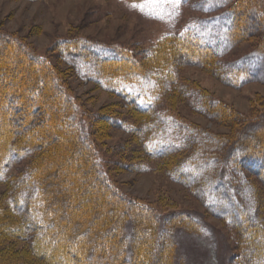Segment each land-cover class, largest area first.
Returning <instances> with one entry per match:
<instances>
[{
	"label": "rangeland",
	"instance_id": "obj_1",
	"mask_svg": "<svg viewBox=\"0 0 264 264\" xmlns=\"http://www.w3.org/2000/svg\"><path fill=\"white\" fill-rule=\"evenodd\" d=\"M198 1L0 0V41L7 45L14 42L43 60L44 68L51 72L73 108L70 122L78 129L84 128L104 175L113 185L114 188L109 187L110 192L115 195L117 189L134 202L129 214L133 211L147 214L149 209L167 229L172 224L169 217H174V225L183 215L198 219L200 232L176 231L180 264H229L234 256L236 262L243 256L240 235L226 219L213 216L197 191L198 186L185 184L178 178L177 170L182 167L192 170L186 163L192 159L210 162L200 180L225 173L230 175L229 182L237 187L232 196L238 194L240 201L252 206V213L264 219V185L249 170H240V166L231 163L227 166L222 157L230 144L220 142L223 138H234L246 124L264 117V65L258 64V71L263 74L260 78L261 74L257 75L259 79L241 83L236 77V81L230 83L227 77L232 70L230 63L256 50L264 51V40L261 35H255V30L247 32L238 28L233 45L211 62H190L200 57L201 52L192 54L185 50L180 57L172 48L177 41L174 34L190 27L211 32L204 18L216 13L208 7H198ZM232 2L237 6L238 0ZM253 2L249 4L251 9ZM250 8L244 10L243 15H250ZM258 15L264 18V13L258 12ZM243 19L239 17L237 22L242 23ZM221 29L222 26L217 29L219 46L225 43ZM205 44L209 42H203ZM93 51L115 60L125 61L127 54L132 56L151 81L133 76L136 70L128 69L131 65L105 64ZM25 57L39 68L36 58L28 54ZM254 60L257 65V59ZM164 62L169 64L168 68L161 69ZM2 64L5 65L0 62V66ZM14 67V78L19 79L21 67ZM154 89L159 99L148 112L138 110L121 95L125 90L147 91L152 98ZM9 90L20 91L15 85ZM210 103L216 104L214 110L220 109L225 115L237 112L242 119L230 122L225 119L227 115L217 117ZM164 119L181 123L180 132H170L164 140H173L182 147L177 152L155 156L146 141L162 136L157 135L155 129L143 127L151 122L161 124ZM4 121L0 125V136L12 127V120ZM187 135L189 139L184 138ZM82 144L83 149L88 148L86 142ZM33 156L14 163L7 177L0 181V264H43L29 251L33 242L29 236L33 234L24 236L9 226L17 218V214L12 213H17L12 196L23 187L20 179L31 172ZM18 196L16 194L15 198ZM257 217L253 215L254 221Z\"/></svg>",
	"mask_w": 264,
	"mask_h": 264
},
{
	"label": "trees",
	"instance_id": "obj_2",
	"mask_svg": "<svg viewBox=\"0 0 264 264\" xmlns=\"http://www.w3.org/2000/svg\"><path fill=\"white\" fill-rule=\"evenodd\" d=\"M231 2L199 0L198 7H208L209 11L216 13L204 18L211 32L205 33L201 27H190L174 34L177 35L172 47L175 53L182 57L185 50L192 54L201 52L200 57L190 62H211L233 45L238 28L247 32L255 30V35H261L259 37L264 40V18L258 15V12L264 13V0H238L237 6ZM251 2L254 5L252 9L249 7ZM249 8L252 11L250 15H243L244 10ZM219 9L224 10L218 13ZM239 17H244L242 23L237 22ZM252 19L254 22H251ZM220 26L225 42L222 46L217 44L220 35L217 29ZM205 41L209 44L203 45ZM9 43L7 45L0 41V62L5 64L0 66V125L4 120H12V127L0 136V181L7 177L14 163L34 155L31 172L20 179L23 187L18 188L12 196L17 211L12 213L17 214V218L9 226L21 235L33 234L29 236L33 239L29 251L43 264H180L181 252L176 231L186 229L200 232L198 219L183 215L177 218L179 220L176 223H179L174 225V217H169L168 221L171 220L172 224L167 229L159 224L158 216L149 209L147 214H142V211L129 214L134 202L121 195L116 188L115 195L110 192L109 187L113 185L104 175L84 128L78 129L70 122L73 108L51 72L44 68L43 60L16 43ZM26 54L38 60L39 68L26 61ZM94 54L105 64L131 65L128 69L136 70L133 76L148 80L141 70V64L128 54H124L128 58L125 61ZM254 59H257V65ZM251 60L254 63L248 64ZM258 64L264 65V51L261 49L234 60L229 65L232 70L227 75L230 79L227 78L228 82H235L236 77L241 83L263 77L262 72L258 71ZM15 65L21 67L19 79H15L12 73ZM168 65L164 62L161 69L168 68ZM257 75H260L259 78ZM11 85L20 91L9 90ZM121 95L142 112L152 111L159 99L155 89L152 98L147 91L125 90ZM210 105L217 117L227 115L225 119L230 122L242 119L237 112L225 115L220 109L214 110L216 104ZM166 122L167 119H164L161 124L151 122L143 127L155 129V133L162 136L158 140L152 137L146 141V146L155 156L168 155L182 147L173 140H164L170 132H180L181 123ZM184 138L187 139L188 135ZM83 141L88 148H82ZM220 142L230 144L222 157L227 166L231 163L240 166V170H249L264 185V117L255 123L246 124L236 132L234 138H223ZM186 163L193 169H178V178L189 186L197 185V191H200L213 216L226 219V223L240 235L243 256L237 262L234 256L229 264L234 261V264H264V219L256 212L252 213V206L240 201L238 194L232 196L237 187L229 182L230 175L225 173L201 181L200 175L211 163L198 162L196 159ZM243 181L241 179L239 182ZM16 194H19L18 198H15ZM253 215L258 216L256 221ZM184 216L185 219H182ZM8 229L5 228L6 234L9 233Z\"/></svg>",
	"mask_w": 264,
	"mask_h": 264
}]
</instances>
